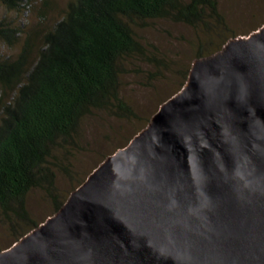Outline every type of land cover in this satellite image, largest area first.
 Here are the masks:
<instances>
[{
    "label": "water",
    "instance_id": "95a60500",
    "mask_svg": "<svg viewBox=\"0 0 264 264\" xmlns=\"http://www.w3.org/2000/svg\"><path fill=\"white\" fill-rule=\"evenodd\" d=\"M0 264H264V24L194 58Z\"/></svg>",
    "mask_w": 264,
    "mask_h": 264
},
{
    "label": "trees",
    "instance_id": "16d2710c",
    "mask_svg": "<svg viewBox=\"0 0 264 264\" xmlns=\"http://www.w3.org/2000/svg\"><path fill=\"white\" fill-rule=\"evenodd\" d=\"M0 1L19 9L30 0ZM207 14L224 22L216 0H68L50 27L0 56V213L16 239L39 224L26 207L31 188L53 198L54 212L64 202L53 151L75 144L82 118L94 108L135 116L119 94L125 59L146 54L133 25L160 17L206 24ZM19 30L0 19V39L11 43ZM204 49L196 58L214 52Z\"/></svg>",
    "mask_w": 264,
    "mask_h": 264
},
{
    "label": "rangeland",
    "instance_id": "374dc122",
    "mask_svg": "<svg viewBox=\"0 0 264 264\" xmlns=\"http://www.w3.org/2000/svg\"><path fill=\"white\" fill-rule=\"evenodd\" d=\"M67 2L30 0L22 8L9 9L0 1V19L20 28L15 41L0 39V56L16 55L26 35L50 27L63 15ZM216 2L224 22L219 23L207 14L206 24L193 25L160 17L133 25L136 37L145 45L146 54L125 59L119 75V94L135 116H117L107 109L94 108L82 118L75 144L54 149L52 161L60 200L65 201L108 154L126 145L159 105L182 87L200 49L215 51L228 38L247 35L264 24V0ZM26 207L39 223L54 213L53 198L41 187L29 190ZM17 239L0 213V250Z\"/></svg>",
    "mask_w": 264,
    "mask_h": 264
}]
</instances>
